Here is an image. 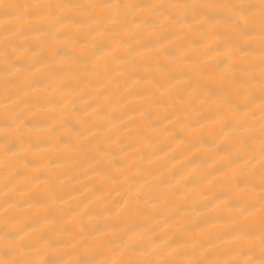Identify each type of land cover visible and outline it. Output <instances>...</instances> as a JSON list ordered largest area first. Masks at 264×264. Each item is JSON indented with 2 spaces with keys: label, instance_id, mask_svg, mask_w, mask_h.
<instances>
[{
  "label": "bare ground",
  "instance_id": "1",
  "mask_svg": "<svg viewBox=\"0 0 264 264\" xmlns=\"http://www.w3.org/2000/svg\"><path fill=\"white\" fill-rule=\"evenodd\" d=\"M0 264H264V0H0Z\"/></svg>",
  "mask_w": 264,
  "mask_h": 264
}]
</instances>
